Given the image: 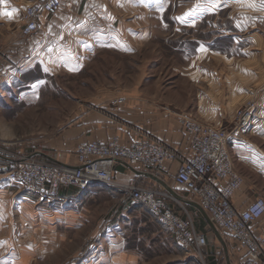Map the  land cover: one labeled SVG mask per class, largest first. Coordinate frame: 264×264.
<instances>
[{"label": "crops", "instance_id": "crops-1", "mask_svg": "<svg viewBox=\"0 0 264 264\" xmlns=\"http://www.w3.org/2000/svg\"><path fill=\"white\" fill-rule=\"evenodd\" d=\"M38 1L0 0V31L4 33L5 45L3 48L5 52L0 57V96H3L4 100L7 94H13V97H16L15 102H22L26 99L25 96L32 94V70L36 64L47 68L48 72L62 69V65V70L68 72L70 64L76 61L77 67L80 65L81 70H84L87 61L92 58L90 56L94 57L97 54L87 52L92 49L90 45L102 44L108 47L118 42L126 45L139 44L140 52L145 58L149 52L150 41L157 37L153 32L155 30L159 32V29L166 26L162 20L165 11L177 13L173 18V26L177 27L196 26L205 16L216 15L215 12L221 13L228 9L234 10L235 13L264 11V1L260 0H252V4L245 3L247 0H231V3L238 1L231 5L229 2L197 4L196 0H188L183 5L180 3L181 0H62L61 9L56 14H44L39 18L40 34L37 32L33 36L24 37L22 13L27 6ZM233 5L237 8H233ZM182 11L188 12L184 19L179 15ZM119 12L131 16L130 23L122 26L139 27L140 31L128 37L117 35L115 28ZM4 13L12 15L9 18ZM239 25L237 20L236 26ZM96 28L99 30L95 31ZM226 32L218 31L214 40H210L211 43L199 44L194 58L178 73L182 77L180 83L160 86L147 82L148 79L142 74L148 69L147 58L142 63L140 80L135 83L122 85L116 82L99 85L91 101L83 102L86 109H92L82 108L75 122L51 142L52 152H47L45 154L47 157L42 158L51 163L76 167L78 165L76 150L82 144L108 143L117 136L123 147L130 148L139 139L147 138L163 145L174 155V160L165 164L166 173L159 174L139 166L118 162L113 168L115 185L96 183L85 191L62 188L57 199L58 206L53 209L42 207L44 215L57 211L58 213L53 215H57L59 221L74 217L81 204L95 200L97 194L102 193L100 190L109 192L116 204L127 210L132 206L124 191L129 186L160 192L164 195L162 200L168 208L182 217H191L188 208L201 214L197 208L201 207L199 200L175 182L181 164L193 156V135L184 128L183 121L192 118L213 128H226L232 131L235 128V112L243 107L247 91L254 87H259L256 88L258 110L252 126L240 140L233 138L228 140L234 169L244 179L243 185L232 198V205L238 213H242L258 197H264V35H262L264 33L258 29L247 35L240 32L242 35L235 37L240 46L239 52L233 54V51L226 50L225 45H220L229 37L230 33ZM243 42L252 48L250 53L244 52L245 48L241 46ZM75 45H82L77 48V54L73 52ZM212 45L217 49L212 48ZM214 49L222 51L216 52ZM97 52L99 54L101 51ZM58 65L60 68H56ZM185 79L189 82L187 85L181 83L186 81ZM187 91H195V94H189ZM5 106L0 103V108ZM215 183L220 187L224 184ZM12 189L17 196L18 209L26 211L30 208L31 211L28 213L31 220L32 197L36 200L33 203L35 208L36 204L41 202L30 194L18 195L20 189L17 180L0 181V193L2 191L10 193L9 190ZM201 216L203 217L202 214ZM208 217L210 218L209 215ZM258 226L260 230L264 229V217L258 221ZM207 227L210 228L203 220L198 224L199 230H196L205 236ZM216 229L221 239L210 228L221 242L220 245H226V237L229 244L235 247L230 254L231 264L232 262L244 264L246 252L225 230L218 227ZM169 237L172 239L170 234ZM206 240L208 243L207 237ZM172 241L175 243L173 239ZM118 242L115 245L120 244ZM24 252L25 249L22 250L23 255ZM123 257L125 264H133L130 256ZM258 264H264V259L258 261Z\"/></svg>", "mask_w": 264, "mask_h": 264}, {"label": "rangeland", "instance_id": "rangeland-1", "mask_svg": "<svg viewBox=\"0 0 264 264\" xmlns=\"http://www.w3.org/2000/svg\"><path fill=\"white\" fill-rule=\"evenodd\" d=\"M187 2L188 0L180 1L181 5ZM204 2H229L230 5L238 3H231V0H196L197 4ZM245 3L252 4V0ZM233 8L237 6L233 5ZM119 13L115 28L117 35L128 37L140 31L139 27L122 26L130 23L131 16ZM215 14L205 16L196 26L177 27L173 26V18L177 13L165 11L162 20L166 26L159 29V32H153L157 37L150 41L145 58L140 52L139 44L126 45L118 42L108 47L102 44L90 45L92 49L88 53L101 52L94 57L90 56L92 58L87 61L84 70H81L80 65L77 67L76 61L70 64L68 72L62 70V65V69H53L51 72L40 64L34 65L32 94L25 96L26 99L22 102H15L13 94H7L5 100L0 96V103L6 105L0 108V181L16 180V164L27 158L51 163L43 160L47 157V152H52L51 142L75 122L82 108L92 109H86L83 102L91 101L99 85L116 82L122 85L133 84L140 80L142 63L147 58L148 69L146 73H142L148 79L147 82L168 86L180 83V69L194 58L199 44L211 43L210 40H214L218 31L230 33L220 45H225L226 50L233 51V54L239 52L240 46L235 37L242 35L240 32L247 35L258 29L264 33V11L235 13L228 9ZM179 15L184 19L188 12L182 11ZM237 20L240 28L236 26ZM97 30L99 29L96 28L95 31ZM3 35L0 31V57L5 52ZM81 46L75 45L73 52L77 54L76 50ZM241 46L245 48L246 54L252 51L246 42ZM212 48L217 49L214 45ZM227 51L223 52L232 54ZM56 68H60V65ZM181 83L187 85L189 82L186 80ZM256 88L259 87L247 91L243 107L252 98L257 102ZM187 92L195 94V91ZM243 107L236 110L235 122ZM19 189L18 195L29 196L20 185ZM9 191L10 193H0V264H125L123 256H130L133 264H231L230 254L235 247L229 244L226 237V245H220L221 242L209 227L204 232L208 243L201 249V255L198 251L184 250L172 241L166 229L146 208L130 206L125 210L104 190H100L102 193L97 194L95 200L81 204L74 217L61 221L57 220V215H53L57 211L52 210L54 213L51 212L50 215H44L42 211V207L53 209L58 206L59 200L49 204L42 202L36 204L35 208L33 203L36 200L32 197L30 220V208L20 211L16 193L12 192L13 189ZM187 210L195 228L199 230L198 224L205 220L204 217L189 208ZM51 215L53 216L50 217ZM118 241L120 244L115 245ZM23 249L27 252H24L25 255L22 253Z\"/></svg>", "mask_w": 264, "mask_h": 264}, {"label": "built area", "instance_id": "built-area-1", "mask_svg": "<svg viewBox=\"0 0 264 264\" xmlns=\"http://www.w3.org/2000/svg\"><path fill=\"white\" fill-rule=\"evenodd\" d=\"M61 6L62 0H39L27 6L22 15L23 36L35 35L39 18L56 14ZM256 111L257 102L252 98L238 112L232 131L213 128L192 118L184 119V128L193 135V156L181 164L175 177L178 186L199 200L215 227L225 230L246 252L244 264H258L264 259V229L258 226V221L264 217V197H258L242 213L233 207L232 198L244 179L234 169L228 140H240L250 130ZM76 156V167L27 158L16 164V180L39 202L49 204L59 198L62 188L85 191L96 183L115 185L113 168L118 162L165 174L166 162L174 160L166 147L150 139L141 138L126 148L117 136L108 143L83 144L78 147ZM215 182L224 184L220 187ZM124 191L131 205L146 208L182 249L198 251L201 255V249L207 244L206 237L196 230L189 216L182 217L171 211L162 200L163 194L137 186L126 187Z\"/></svg>", "mask_w": 264, "mask_h": 264}, {"label": "water", "instance_id": "water-1", "mask_svg": "<svg viewBox=\"0 0 264 264\" xmlns=\"http://www.w3.org/2000/svg\"><path fill=\"white\" fill-rule=\"evenodd\" d=\"M39 155H41V154H39ZM197 208L199 209V211H200L201 214L203 215L204 219L206 220V222L208 223V225L210 226V228L212 229V231L217 235V237H218L219 239H221L220 236H219V234H218V231H217L215 225H214L213 222L210 220V218L208 217V215L206 214V212H205L201 207H199V206H197Z\"/></svg>", "mask_w": 264, "mask_h": 264}, {"label": "snow or ice", "instance_id": "snow-or-ice-1", "mask_svg": "<svg viewBox=\"0 0 264 264\" xmlns=\"http://www.w3.org/2000/svg\"><path fill=\"white\" fill-rule=\"evenodd\" d=\"M4 15H6V16H9V18L11 17V13H4ZM202 51L204 50L203 48L201 49Z\"/></svg>", "mask_w": 264, "mask_h": 264}]
</instances>
